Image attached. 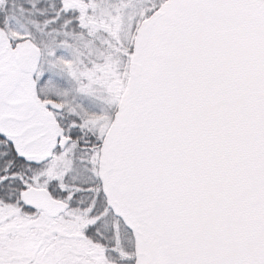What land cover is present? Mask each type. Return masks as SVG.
<instances>
[{
    "label": "snow or ice",
    "instance_id": "obj_1",
    "mask_svg": "<svg viewBox=\"0 0 264 264\" xmlns=\"http://www.w3.org/2000/svg\"><path fill=\"white\" fill-rule=\"evenodd\" d=\"M0 0V264H264V0Z\"/></svg>",
    "mask_w": 264,
    "mask_h": 264
},
{
    "label": "rangeland",
    "instance_id": "obj_2",
    "mask_svg": "<svg viewBox=\"0 0 264 264\" xmlns=\"http://www.w3.org/2000/svg\"><path fill=\"white\" fill-rule=\"evenodd\" d=\"M136 3V0H126V3L121 4L120 7H128L132 11H134V4Z\"/></svg>",
    "mask_w": 264,
    "mask_h": 264
}]
</instances>
